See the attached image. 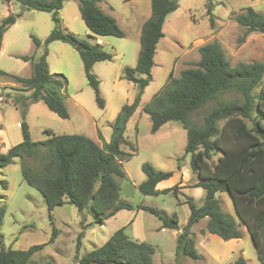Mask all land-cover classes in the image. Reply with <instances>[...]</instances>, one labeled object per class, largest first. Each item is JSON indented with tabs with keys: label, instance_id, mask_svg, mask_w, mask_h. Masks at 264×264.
Here are the masks:
<instances>
[{
	"label": "rangeland",
	"instance_id": "1",
	"mask_svg": "<svg viewBox=\"0 0 264 264\" xmlns=\"http://www.w3.org/2000/svg\"><path fill=\"white\" fill-rule=\"evenodd\" d=\"M211 1L214 4L215 26L211 25L208 13L209 0H178L179 7L166 18L164 36L156 49L151 80L143 89L138 106L124 122L122 130L126 143H122L121 148L132 152L133 156L122 162L126 176H116V180L120 186V199L133 207L123 208L103 223L86 227L94 219V213H81L68 202L49 210L42 193L24 180L21 158L15 157L12 163L0 168V205L6 208L0 226V247L27 249L31 245L44 243L31 255L28 264L48 261L81 264L80 257L101 246L117 229L126 227L125 232L130 238L154 246V264H231L244 256L240 247L220 262L209 258L207 253L205 257L201 251H198L201 255L199 259L176 252L177 234L187 225L190 215V206L186 201L193 198L197 205H201L206 192L204 188L195 186L198 177L191 167V154L186 152L187 131L183 124L170 121L152 132L151 117L143 110V106L165 84L170 72L173 70V75L179 76L183 69L191 66V61L201 58L199 47L209 41L219 40L233 64L264 61V33L252 32L245 40L239 41L245 28L235 19L249 6L264 13V0ZM97 6L117 20L125 32L123 37L107 35L93 38L82 19L78 0L64 1L59 11L60 24L54 22L50 11L29 8L17 0H0L1 26L5 27L3 18L9 14H20L3 33L2 40L5 42L0 49V69L7 73L30 76L32 64L20 56L39 54L42 48H35L32 34L44 41L56 27L90 42H98L113 54L112 59L97 61L93 66V72L100 81V93L105 99V107L101 108L77 47L61 40L48 44L50 72L62 73L68 80L66 90L62 91L69 110L68 118L51 111L43 100L33 101L31 89L12 77L0 74V146L4 151L22 140V121L27 122L33 140L47 138V129L55 134L78 133L97 137L99 145L111 140L114 123L122 107L132 104L140 91L137 83L122 75L126 67H133L137 63L141 28L151 11V0H100ZM137 76L147 75L137 73ZM263 87L264 77L257 91ZM237 96L240 94L231 90L221 94L220 98ZM215 104V100L209 101L192 115L191 122L201 125L204 116ZM245 120L250 127L253 126L251 119ZM219 155H214L211 162L215 163ZM144 162L162 171H174L163 188L179 185L178 195L174 190L159 194L142 192L139 184L147 178L142 170ZM217 197L223 208L240 222L230 194L220 191ZM139 205L154 207L163 215L176 213L178 229L162 227L163 221L159 216ZM206 221V218H202L192 225L194 241ZM244 225H240L241 228ZM53 227L56 228V235L53 242H49ZM81 232L84 235L79 248ZM244 240L241 248L245 249L248 263L264 264L249 231L245 230Z\"/></svg>",
	"mask_w": 264,
	"mask_h": 264
},
{
	"label": "trees",
	"instance_id": "2",
	"mask_svg": "<svg viewBox=\"0 0 264 264\" xmlns=\"http://www.w3.org/2000/svg\"><path fill=\"white\" fill-rule=\"evenodd\" d=\"M17 1L29 8L50 11L56 24L62 21L59 11L66 0ZM99 1L78 0L82 19L90 35L95 39L107 35L123 37L125 32L113 16L97 6ZM213 6L209 0L208 13L211 25L215 26ZM178 7V0H151V15L141 28L137 64L126 67L122 75L137 83L140 91L132 104L122 107L110 141L99 145L84 134H55L48 129L47 138L33 140L27 122L22 121V140L7 151H2L0 146V168L12 163L15 157H20L24 180L42 193L49 210L66 202L73 204L81 213H94V219L85 225L89 227L103 223L123 208L133 207L120 199V186L116 180V176H126L122 162L133 156L132 152L121 148V144L126 143L122 129L126 119L138 106L143 89L151 80L156 49L164 36L166 18ZM19 16L9 14L3 18L5 27L0 25V49L4 31ZM235 19L245 28L239 41L245 40L252 32L264 33V13L253 6L247 7ZM32 39L35 48H42V51L39 54L20 56L24 61L31 62L32 74L25 77L1 69L0 74L12 77L25 88L31 89L33 101L43 100L51 111L62 118H68L69 110L62 92L66 90L68 80L62 73H51L47 62L50 42H68L77 47L86 76L95 90L97 103L101 108L105 107V99L99 89L100 81L93 72V66L97 61L112 59L111 52L106 51L98 42H90L58 27L44 41L34 34ZM199 52L201 58L191 61V66L183 69L179 76H174L172 70L162 88L143 106V110L151 117L152 132L158 131L170 121L183 124L187 131L186 152L191 154V167L198 177L195 186L204 188L206 192L201 205H197L193 198L186 201L190 206V215L187 225L177 234L176 252L184 253L192 259L201 257L191 236V227L202 218L207 219L205 227L201 228L202 233H216L224 240L242 237L236 218L223 208L217 197L218 192L226 191L232 198L239 219L246 224L259 258L264 263V87L257 91L264 77V61H240L233 64L217 39L201 45ZM137 73L147 76L138 77ZM231 90H236L240 96L220 98L221 94ZM211 100H215L216 104L204 116L203 123H192V115ZM246 118L253 121V126L248 125ZM218 153L217 161L212 163L213 156ZM25 159L30 161L25 162ZM142 170L147 176L139 184L142 192L159 194L174 190L178 195L179 185L161 190L157 188V184L172 177L174 171L159 170L149 162L142 164ZM138 207L159 216L163 221L162 227L178 229L176 213L168 216L154 207ZM5 210V206L0 205V226ZM125 228L117 229L101 246L80 257V263L154 264V246L130 238ZM55 235L56 228L53 227L49 242H53ZM83 235V232L79 234V248ZM43 246L44 243L31 245L27 249L0 247V264H28L31 255ZM38 264L55 263L48 261ZM231 264H246V260L240 256Z\"/></svg>",
	"mask_w": 264,
	"mask_h": 264
},
{
	"label": "crops",
	"instance_id": "3",
	"mask_svg": "<svg viewBox=\"0 0 264 264\" xmlns=\"http://www.w3.org/2000/svg\"><path fill=\"white\" fill-rule=\"evenodd\" d=\"M150 15H151V11H150L149 15H147V17L145 18V20ZM144 21H143V23H144ZM164 27H165V24H164ZM139 40H140V38H139ZM4 42L5 41L2 40V48H3ZM96 138L97 137H95V138L92 137V139H94L95 141H96ZM2 149H3L2 151L5 150L4 148H2ZM165 181H166V179L160 181L157 184V188L160 189V190L161 189H164L163 186H164ZM187 189H188V187H187ZM238 223H239V225H242V224L244 225V223L241 222V221L238 222ZM240 228H241V226H240ZM241 230H242V233H243L242 237H239V238H231L229 240H224V239H222L216 233H212V232H209V231H207L206 233H202L201 232V229H200V232L201 233L199 232L198 238H197V240H195V246H196V248H198L197 251H201L205 255V257H206V254L205 253H207L208 254L207 256L209 258H212V259L217 260V261L220 262L224 258H226V256L230 255L233 252L234 249H237V248L240 247V252L242 251L243 253L242 252L241 253L245 256V257L244 256L243 257L246 260V264H249L248 261H247L246 255H245V249L243 247L241 248V246H243V244L245 243V240H244L245 230L248 231V228H247V226L244 225V227L241 228Z\"/></svg>",
	"mask_w": 264,
	"mask_h": 264
}]
</instances>
